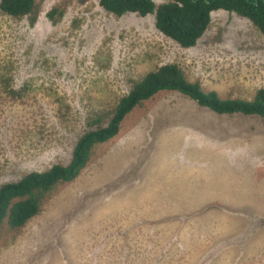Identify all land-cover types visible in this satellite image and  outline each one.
<instances>
[{
  "label": "rangeland",
  "instance_id": "1",
  "mask_svg": "<svg viewBox=\"0 0 264 264\" xmlns=\"http://www.w3.org/2000/svg\"><path fill=\"white\" fill-rule=\"evenodd\" d=\"M55 6L63 13L49 17ZM200 40L220 59H175L205 89L249 99L264 86V34L248 18L215 10ZM177 47L154 14L119 16L99 0H37L21 18L0 8V186L67 164L79 138L107 125L133 82ZM157 98L96 144L39 214L2 223L0 264H264V117L203 108L216 134L199 140L182 125L163 132L148 111ZM198 119L187 127L207 130Z\"/></svg>",
  "mask_w": 264,
  "mask_h": 264
},
{
  "label": "trees",
  "instance_id": "2",
  "mask_svg": "<svg viewBox=\"0 0 264 264\" xmlns=\"http://www.w3.org/2000/svg\"><path fill=\"white\" fill-rule=\"evenodd\" d=\"M99 3L119 16L154 14L157 29L186 48L198 44L212 22V13L220 9L248 18L264 34V0H165L159 4L155 0H99ZM36 6L37 0L0 1L2 11L17 18L34 13ZM57 13L63 12L55 6L48 16ZM162 90H177L219 114L264 117V86L249 99L224 98L217 90L205 89L200 80H190L179 64L160 65L133 82L130 91L119 99L107 125L87 131L79 138L67 164L56 163L46 170L31 171L0 186V226L7 221L13 228L22 227L39 214L44 199L55 186L78 177L95 145L117 135L125 117Z\"/></svg>",
  "mask_w": 264,
  "mask_h": 264
},
{
  "label": "crops",
  "instance_id": "3",
  "mask_svg": "<svg viewBox=\"0 0 264 264\" xmlns=\"http://www.w3.org/2000/svg\"><path fill=\"white\" fill-rule=\"evenodd\" d=\"M172 41H174V40H172ZM200 42H201V40L198 42V44L196 46L186 48V47H182L180 44H178L177 42L174 41V43L177 44V46L179 48L177 47V51H175V54H174V52L172 53L171 51L170 52H165L167 55H169L170 61L166 60L164 63H161L160 65H163L165 63H177L185 71L186 76L190 80H192V81H194V80H200L201 83H202V85L205 86L204 80L200 76L194 75L193 73H190L189 72V70L186 68V66L188 64L186 65L185 62H181L182 59H181V61L175 59V57H177V56L180 57L181 54H184V58L187 61H189L192 57H194L197 60L196 63L198 61H200V60L210 61V59H211L210 55H212V59H214L215 57L218 58V59H220L219 56L222 55L223 51H221L219 53L213 52V51L208 52V49H205V48H203L204 51L203 50H198ZM221 47L225 48L227 46H222L221 45V46H218V47H215V48H221ZM178 49H180L181 51L179 50V52H178ZM210 49L213 50V48H210ZM173 54H174V57H173ZM157 67H155V69ZM206 71H207V68H202L201 69L202 74H205ZM213 90H216V89H213ZM159 94H163L162 96H166V99L161 98V101L159 102V100L157 98V95H159ZM178 94L180 95L178 97V98H180L179 100L176 99V98H174V95H178ZM157 95H155L153 98L147 100V101H151L155 97L157 98L156 103H155V105L153 107L148 106V108H149L148 111L149 112H152L153 111V118L155 119L156 122L158 121L159 118L162 119V121H161V123H162L161 128H162L163 132L164 131H171L172 128H173V126H175V127L179 126L180 127L182 125L184 129H187V128L190 129L189 134H188V135L191 134L190 137H196L199 140H202L203 135H204V138H205V135H207V137H209V138H212V135L213 134H216L215 132H211L210 131V128L212 126V123L210 121L203 122V123L201 121V119H203L202 118L203 117L202 109L203 108H208V107H204V106L198 104L195 100H193L189 96H187V95H185V94H183V93H181V92H179L177 90H162L159 93H157ZM187 100L192 101L195 104H189V105H192V106H188L187 105ZM152 103H150V105ZM152 108H153V110H150ZM208 109H210V108H208ZM196 110H198V113H199L197 117H196V115H193V114H196ZM214 113H216V112H214ZM222 115H224V114H222ZM225 115H233V116H235V115H238V113H236V114H225ZM198 117L200 119V120L199 119L198 120L200 121V123H202L201 126L207 128V130L203 129L202 132H200V131L195 132L194 130H192L191 128H189L191 126H194L193 125L194 124V121ZM209 117H210V114H208V118ZM153 118L150 117L148 120H152ZM183 122L186 125L183 124ZM237 125H238V123H237ZM187 126H189V127H187ZM135 128L136 127H134L132 129V131H131L132 133L134 132ZM178 130H179V128H178ZM236 134H238V131H236L234 135H236ZM234 135L232 136L233 139H238V137L237 136H234ZM176 141L177 140H175V142ZM174 161L177 162V166L175 165ZM162 163H163V165H169V164H171V166H173V167H179V161H178V159H170L169 157H164V158H162Z\"/></svg>",
  "mask_w": 264,
  "mask_h": 264
}]
</instances>
